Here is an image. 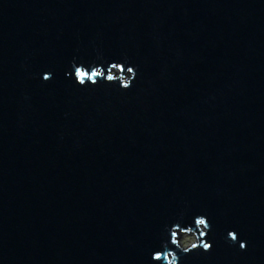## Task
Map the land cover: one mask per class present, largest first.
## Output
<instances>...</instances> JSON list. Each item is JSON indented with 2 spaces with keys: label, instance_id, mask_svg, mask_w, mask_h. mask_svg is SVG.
Here are the masks:
<instances>
[{
  "label": "water",
  "instance_id": "obj_1",
  "mask_svg": "<svg viewBox=\"0 0 264 264\" xmlns=\"http://www.w3.org/2000/svg\"><path fill=\"white\" fill-rule=\"evenodd\" d=\"M199 216L211 251L172 247ZM167 251L264 264V0H0V264Z\"/></svg>",
  "mask_w": 264,
  "mask_h": 264
},
{
  "label": "clouds",
  "instance_id": "obj_2",
  "mask_svg": "<svg viewBox=\"0 0 264 264\" xmlns=\"http://www.w3.org/2000/svg\"><path fill=\"white\" fill-rule=\"evenodd\" d=\"M75 67V66H74ZM119 68V71H113ZM138 73L134 67H125L124 64H111L108 69L107 75L103 67L91 66V70L86 66L75 67L74 76L76 83L81 87H88L89 85L96 87L103 80L106 83H119L122 90L128 91L132 88L133 82L137 78ZM51 73H45L43 75V80L48 82L52 79ZM195 226L199 230V235L196 234L192 229L187 231L174 228L171 231L170 244L175 249H178L184 254H189L193 250H200L201 248L205 252H210L213 245L206 242L208 233L211 231V225L205 216H199L195 218ZM228 238L233 245L239 243L241 251L247 250L246 242H240L239 236L236 232L230 231L228 233ZM164 247H168V242L166 241ZM153 260L157 264H179V256L175 251L167 252H157L153 256Z\"/></svg>",
  "mask_w": 264,
  "mask_h": 264
},
{
  "label": "rangeland",
  "instance_id": "obj_3",
  "mask_svg": "<svg viewBox=\"0 0 264 264\" xmlns=\"http://www.w3.org/2000/svg\"><path fill=\"white\" fill-rule=\"evenodd\" d=\"M113 71H117L118 72L119 70L118 69H114Z\"/></svg>",
  "mask_w": 264,
  "mask_h": 264
}]
</instances>
